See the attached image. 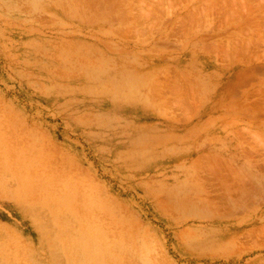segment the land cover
Segmentation results:
<instances>
[{"label":"rangeland","instance_id":"rangeland-1","mask_svg":"<svg viewBox=\"0 0 264 264\" xmlns=\"http://www.w3.org/2000/svg\"><path fill=\"white\" fill-rule=\"evenodd\" d=\"M0 264H264V0H0Z\"/></svg>","mask_w":264,"mask_h":264},{"label":"bare ground","instance_id":"bare-ground-1","mask_svg":"<svg viewBox=\"0 0 264 264\" xmlns=\"http://www.w3.org/2000/svg\"><path fill=\"white\" fill-rule=\"evenodd\" d=\"M249 49V48H248ZM246 50V49H245Z\"/></svg>","mask_w":264,"mask_h":264}]
</instances>
